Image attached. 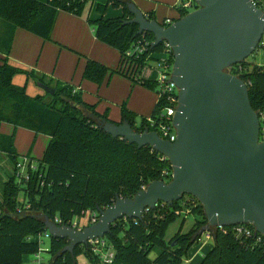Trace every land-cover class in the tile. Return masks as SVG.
Segmentation results:
<instances>
[{"label":"trees","instance_id":"trees-1","mask_svg":"<svg viewBox=\"0 0 264 264\" xmlns=\"http://www.w3.org/2000/svg\"><path fill=\"white\" fill-rule=\"evenodd\" d=\"M93 1L0 0V22L4 26L0 34V54L4 56L0 63V121L49 137L37 161L38 170L31 179L19 187L14 184L13 174L3 184L0 264H24L25 256L40 251L39 242L33 238L46 232L45 217L51 221L58 218L61 224H67L87 211L110 206L116 196L132 197L142 186L164 177V170L169 173L166 179H170L171 166L161 154L149 146L138 148L120 137L114 138L100 128L101 120H112L108 118L107 111L99 113L95 105L86 103L81 89L57 82L53 95L44 92L53 99L46 102L42 94L29 95L26 82L23 85L13 83L17 74L28 76V72L10 65L6 59L15 30L21 28L49 40L60 11L81 15L86 4ZM131 1L106 0L104 4L98 3L96 10L101 15L95 20H88V23L93 26L97 40L119 52L120 61L126 50L142 42L145 48L136 66L144 67L153 59L154 53L162 52V44L152 48L153 34H138V25L127 22L132 15L126 3ZM109 3L121 7L122 14L105 18L104 11ZM176 9L179 16L170 19L172 22L189 12L181 4ZM145 16L149 20L155 19L152 11ZM159 23L168 25L165 19ZM258 47L264 50V43L261 41ZM228 72L246 83L251 106L258 114L261 128H264V63L245 60L228 68ZM113 73L122 74L131 82L155 91V80L136 79L121 73L119 68L112 69L89 58L85 60L82 78L100 85L105 76ZM32 78L35 82L42 81V78L33 75ZM164 106L163 100H156L149 118L157 121ZM136 115L123 103L118 123L125 120L136 131L156 129L149 118L142 117L137 124ZM13 143V134H0V151L5 152L15 166L18 155ZM19 191L23 192L22 200L17 199ZM27 204L29 208L25 209ZM182 211L196 217L193 227L166 242L164 235L169 222ZM206 223L201 204L190 195H184L170 206L159 202L155 208L145 210L141 219L121 218L115 221L111 232L104 237L114 250V259L110 264H182L185 254L200 237L193 236ZM226 229L211 230L213 245L198 264H264V246L253 244V238L237 236L232 226ZM48 237L49 264H77L79 255H84L92 263L96 261L87 246L77 245L72 253H60L68 240Z\"/></svg>","mask_w":264,"mask_h":264},{"label":"water","instance_id":"water-1","mask_svg":"<svg viewBox=\"0 0 264 264\" xmlns=\"http://www.w3.org/2000/svg\"><path fill=\"white\" fill-rule=\"evenodd\" d=\"M196 7L167 26L149 20L133 2L126 6L138 25V34H153L151 47L170 44L173 64L170 79L178 88V106L172 117L175 139L161 138L154 130L136 131L123 120H101L99 126L138 148L149 146L171 166V178L150 181L132 197L116 196L97 208L98 220L81 229L58 225L44 218L49 236L67 239L60 253L105 237L115 221L141 219L161 202L172 205L184 195L201 204L207 223L193 236L213 227L251 225L264 235V141L246 83L228 72L245 61L264 34V13L249 0H194ZM37 86L53 95L55 89ZM22 212V211H20Z\"/></svg>","mask_w":264,"mask_h":264},{"label":"crops","instance_id":"crops-1","mask_svg":"<svg viewBox=\"0 0 264 264\" xmlns=\"http://www.w3.org/2000/svg\"><path fill=\"white\" fill-rule=\"evenodd\" d=\"M39 1L45 2L46 0ZM182 1L183 0H132L131 2H133L144 14L152 11L155 15V20L161 22L164 19L177 18L179 13L176 6H179ZM94 2L87 5L89 6L88 11L94 6L96 9L98 3L95 5ZM119 8L120 10L116 17L122 14V8ZM88 19V15L76 16L68 12L60 11L57 15L49 40H45L24 29L17 28L13 36L10 52L6 56V59L10 65L28 72V76L23 73L17 74L13 78V83L16 84L15 78L22 76L23 83L20 85L26 82V92L29 95L34 96L36 94H41L40 88L37 86L34 78H32L33 75L34 77L42 78L44 82L50 85H52L54 81H56L54 82L55 84L57 82L69 83L76 89H81L83 95L85 90L82 86L86 87L85 81H87L82 78L86 58L96 60L107 67L114 66L117 59L120 61V55L117 50L96 39L94 29L92 25L88 23ZM3 30L4 26L0 22V34ZM3 58L4 56L0 54V63ZM79 74L80 79L78 81L80 82L76 83L77 79L75 80L73 78H79ZM17 85L19 84L17 83ZM32 86H36L37 90H34ZM30 87L33 89L32 93H29ZM155 101L152 105L150 114L153 110ZM120 119L121 117L119 119L113 118L110 120L119 122ZM0 134L4 136L13 134V144L18 157L27 154L34 162H36L34 157V148L36 144L39 143L41 145L40 152L42 150L43 153L49 141L47 135L35 134L31 130L22 127H14L2 121H0ZM8 159H10L9 156L5 152L0 151V195L2 193L3 184L14 173V165L12 162V172L9 176L7 175L6 165Z\"/></svg>","mask_w":264,"mask_h":264},{"label":"rangeland","instance_id":"rangeland-1","mask_svg":"<svg viewBox=\"0 0 264 264\" xmlns=\"http://www.w3.org/2000/svg\"><path fill=\"white\" fill-rule=\"evenodd\" d=\"M94 1L93 2L95 3V5L99 2L102 4L106 3V0ZM87 5H89V3L86 4V7L82 11L81 15H88V20L97 19L100 16V13L95 9V6L91 8L90 11H88L89 6ZM194 9L195 8L192 7L189 9V11H193ZM119 10V7H114L111 3H109L104 11V16L105 18H114L118 14ZM262 43H264V34L262 36ZM162 56V53H154V57L156 58H162ZM246 60L255 64L264 63V50L261 47H257V49ZM118 64L119 60L117 59L114 66L108 67L117 69ZM159 75L160 69L157 67V61L152 60L150 61L149 65H146L142 68L139 76L137 77L140 80H156ZM73 79H77L76 83H79L80 81L78 80L80 79V74L79 78L75 77ZM15 82L19 85L22 84V76L15 78ZM40 82L47 84L43 80ZM54 82H52V85H48L54 88V86L56 85ZM85 83L86 87L82 86V88L85 90L82 95V99L89 104L95 105V109L101 113L107 111L110 119H119L121 117V105L125 103L126 107L129 110L137 113L135 121L137 122V124H139L142 117L149 118L152 105L157 99V94L154 90H149L140 85V83H133L129 78L118 73H113L111 75L105 76L100 85H97L96 83L89 80L85 81ZM32 87L34 90H37L36 86ZM33 89L30 87L29 93H32ZM40 92L46 102H50L53 100L52 97L50 95H46L42 89H40ZM40 147L41 145L37 143L34 148V157L36 159L35 161H38L42 156V150L40 152ZM6 172H8V176L12 172L11 159H8ZM14 184L19 187L21 186V184L17 180H15ZM22 197L23 192L19 191L17 194V199L22 200ZM0 201H2L1 197ZM195 219L196 217H194L193 215L186 214V212L182 211L179 216H176L172 221L169 222L164 235L165 241H170L176 234H184L189 232L194 225ZM75 220L79 223L80 226L88 225V218L85 216H81L78 218L75 217L72 221L74 222ZM33 239L37 240L40 244V251L38 252L40 256V263L49 264L51 261L50 254L47 252L49 247V237L44 233L38 234ZM212 245V237H208L206 232L202 233L198 240L185 254L182 260V264H198L202 259V256L212 247ZM151 255L154 256V254ZM76 259L77 264H95V262H90L86 257H84V255H79ZM33 260H35L34 256L28 255L24 258V264H33Z\"/></svg>","mask_w":264,"mask_h":264},{"label":"built area","instance_id":"built-area-1","mask_svg":"<svg viewBox=\"0 0 264 264\" xmlns=\"http://www.w3.org/2000/svg\"><path fill=\"white\" fill-rule=\"evenodd\" d=\"M251 4L261 10L264 13V0H249ZM184 8L189 9L194 8L195 1L194 0H183L180 3ZM165 22L170 24L172 21L170 19H166ZM167 26V25H166ZM147 42H145V45ZM162 58L154 57L153 59L157 61V67L160 69V75L155 80L156 81V88L155 92L157 94V99H161L164 101V107L161 109L159 118L157 121H153L149 118V121L152 125L156 126V131L158 135L166 140L173 141L175 139V130L172 125V117L176 111L178 106V88L176 85L171 81L170 76L172 72V64H173V54L171 50V46L168 42L163 41L162 43ZM145 48L142 45V42H138L135 45L131 46L128 50L125 51L123 54L122 60L119 63V70L121 73L126 74L128 76H133L136 78L139 76L142 66H136V62L142 57L143 49ZM172 58V60H171ZM150 60V61H152ZM149 61V63H150ZM146 64V65H149ZM145 65V66H146ZM138 78V77H137ZM262 135L259 133V141H264V128H261ZM163 160H167L164 156H162ZM38 170V163L37 161L34 162L31 157L27 154L21 155L18 157L15 166H14V178L20 184L27 183L33 174ZM165 176L161 178L163 181H168L166 177L168 176V171L164 170L162 172ZM171 178V173H170ZM145 186H142L141 189H144ZM29 208V204L25 205V209ZM148 210V209H147ZM21 213L20 211H18ZM83 216L88 218V225L95 223L98 220L99 214L97 211L92 212H85ZM54 222L58 225H62L60 220L56 218ZM65 224V223H63ZM66 225L71 226L74 229H81L85 226H80L79 223L75 220L74 222H69ZM86 225V226H88ZM221 229L222 231H226L227 227H213ZM233 232L237 236H243L245 238H253V244L264 246V235L260 234L255 231L253 227H248L247 225H234L232 226ZM45 234L49 236L48 232L46 231ZM208 237L211 236V231L207 233ZM87 248L90 250L92 256L96 258L95 264H110L114 259V250L111 244L104 238V237H97L90 239L86 245ZM34 256L35 260H33V264H41L39 259V253L32 255Z\"/></svg>","mask_w":264,"mask_h":264}]
</instances>
